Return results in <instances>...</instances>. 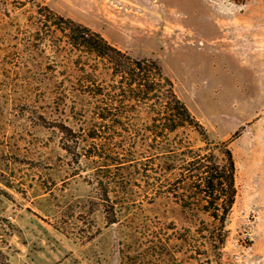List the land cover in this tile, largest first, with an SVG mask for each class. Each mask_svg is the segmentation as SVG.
Masks as SVG:
<instances>
[{
  "label": "rangeland",
  "instance_id": "obj_1",
  "mask_svg": "<svg viewBox=\"0 0 264 264\" xmlns=\"http://www.w3.org/2000/svg\"><path fill=\"white\" fill-rule=\"evenodd\" d=\"M46 6L70 17L67 0H0V263L120 264L136 231L107 224L94 164L62 146L59 122L78 125L57 107L72 75ZM95 14L99 32L158 59L211 136L231 141L238 194L220 264H264V0H98ZM131 196L139 218L182 224L171 199L149 202L137 186Z\"/></svg>",
  "mask_w": 264,
  "mask_h": 264
},
{
  "label": "trees",
  "instance_id": "obj_2",
  "mask_svg": "<svg viewBox=\"0 0 264 264\" xmlns=\"http://www.w3.org/2000/svg\"><path fill=\"white\" fill-rule=\"evenodd\" d=\"M46 9L67 38L72 75L57 107L69 109L78 125L59 122L62 146L79 166L82 157L94 164L88 182L99 192L107 224L136 231L122 244L120 264H220L238 194L231 141L211 136L158 59L134 56L92 27ZM73 94L85 97L81 106L77 98L69 101ZM192 132L202 145L193 143ZM135 186L149 202H175L182 224L139 218Z\"/></svg>",
  "mask_w": 264,
  "mask_h": 264
},
{
  "label": "crops",
  "instance_id": "obj_3",
  "mask_svg": "<svg viewBox=\"0 0 264 264\" xmlns=\"http://www.w3.org/2000/svg\"><path fill=\"white\" fill-rule=\"evenodd\" d=\"M98 0H67L68 6L71 7V10L66 9L62 10L59 8V10L62 13H66L68 16L94 28L97 29V31H104V25L101 27L102 20H99L96 17L95 9H96V3ZM82 3V4H81ZM69 10V11H68ZM81 12L82 14H88L91 18H93L94 21L86 20L85 18L79 17L76 13ZM67 11V12H65ZM90 13V14H89ZM98 22V24L96 23ZM104 35V32L102 33Z\"/></svg>",
  "mask_w": 264,
  "mask_h": 264
}]
</instances>
